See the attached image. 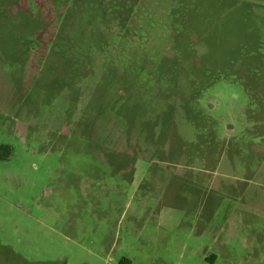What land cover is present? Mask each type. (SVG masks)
<instances>
[{
  "label": "rangeland",
  "instance_id": "1",
  "mask_svg": "<svg viewBox=\"0 0 264 264\" xmlns=\"http://www.w3.org/2000/svg\"><path fill=\"white\" fill-rule=\"evenodd\" d=\"M103 2L0 0V264H264V0Z\"/></svg>",
  "mask_w": 264,
  "mask_h": 264
},
{
  "label": "trees",
  "instance_id": "2",
  "mask_svg": "<svg viewBox=\"0 0 264 264\" xmlns=\"http://www.w3.org/2000/svg\"><path fill=\"white\" fill-rule=\"evenodd\" d=\"M101 1H103V0H101ZM100 1V2H101ZM77 4L78 5H80L81 7H86V6H92L94 9H97V11L100 13V16L102 17V16H105V19H106V17H108V12H109V9H112V8H110V7H108V6H105V2H103V4L102 3H100V2H98V0H77ZM156 5H158L156 2H154ZM159 6V5H158ZM34 9L35 10H38L37 9V6L35 5L34 6ZM150 7L147 5V4H145L143 7H142V11H143V14L142 13H140L139 12V14H138V16H139V19L137 20V22L138 21H140L141 23H143V25H145V24H151V22L152 21H155V20H157V19H159V16H155V13L154 12H151L150 10ZM137 11H139V8H138V10ZM97 12V13H98ZM136 13H138V12H136ZM134 14V13H132V19H133V22H129L128 23V27L126 28V30H128L130 33L132 32V31H136V29H135V23L136 22H134V17H136L135 15H137V14ZM27 14V13H26ZM103 14H105V15H103ZM148 14H149V16H148ZM150 15L152 16V18L150 17ZM144 16L145 17H148L149 18V20H146L145 22H143L144 21ZM164 17V16H163ZM162 17V18H163ZM150 18H151V20H150ZM164 19H165V17H164ZM159 20H161V19H159ZM156 22V21H155ZM157 23V22H156ZM133 24V25H132ZM139 24V23H138ZM132 25V26H131ZM140 25V24H139ZM141 26V25H140ZM150 27H152V26H150ZM146 28V27H145ZM155 28H157V26H155V27H153V29H154V31L153 32H155ZM161 33V34H160ZM158 34V33H157ZM159 34L160 35H165V33H164V31H160L159 32ZM100 39H102V37H100ZM133 40V39H132ZM132 40H131V38H129V36H127V38L125 37V39H121L120 40V42L118 43V46H126L127 48L126 49H128V50H130V49H132L131 50V52H133L134 51V45H132L133 44V42H132ZM139 41V40H138ZM122 42H124L123 44H122ZM140 45H142V43H140ZM144 46V45H143ZM120 47H118V48H116V50L115 51H112V52H114L113 53V55H112V57H115V55H118L117 53H118V51H122V53H124V49H120ZM83 58H84V56H83ZM0 62H2V61H0ZM121 263H123V261L121 262Z\"/></svg>",
  "mask_w": 264,
  "mask_h": 264
}]
</instances>
